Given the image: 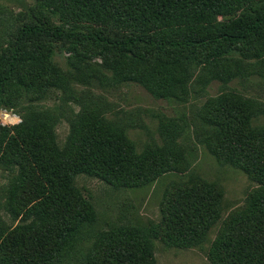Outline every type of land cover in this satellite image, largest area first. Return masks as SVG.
Masks as SVG:
<instances>
[{"label":"rangeland","instance_id":"rangeland-1","mask_svg":"<svg viewBox=\"0 0 264 264\" xmlns=\"http://www.w3.org/2000/svg\"><path fill=\"white\" fill-rule=\"evenodd\" d=\"M46 1L50 6H45ZM46 1L0 0V73L10 60L17 28L28 17L65 29L72 24L81 30L91 26L90 19L71 13L73 9L66 12ZM130 6L105 8L111 26L117 21L125 32L148 30L161 38L173 28L204 38L250 20L264 11V0H229L224 13L210 12L195 25L190 15L181 26L173 18L161 25L133 21L127 16ZM220 51L223 58L214 59ZM135 54L141 57L133 63L117 59L113 52L100 53L88 43L27 45L15 78L0 93V127L41 126L63 152L76 130L91 124L122 136L130 151L156 154L175 165L174 172L148 175L139 187L122 185L99 169L74 174L71 186L80 195L88 219L82 222L83 234L77 242L80 254L68 264H80L101 234L117 228L162 229L167 193L193 184L213 191L215 223L203 241L179 248L150 235L146 246L152 264H211L210 243L246 209L249 195L258 188L246 173L222 162L212 145L216 142L214 148L219 150L223 136L248 133L245 116L250 132L264 128V25L247 44ZM17 175L16 167H7L0 159V234L31 220L28 215L15 217L7 207L8 190Z\"/></svg>","mask_w":264,"mask_h":264},{"label":"trees","instance_id":"trees-1","mask_svg":"<svg viewBox=\"0 0 264 264\" xmlns=\"http://www.w3.org/2000/svg\"><path fill=\"white\" fill-rule=\"evenodd\" d=\"M49 1L52 7L55 5L66 12L73 9L71 13L90 19L91 26L81 30L72 24L65 29L28 17L17 28L10 60L0 73V93L15 78L19 56L27 45L57 41L88 43L100 53L113 52L117 59L134 63L141 57L135 54L137 51L173 53L205 49L214 44H247L258 37L264 25L262 11L231 30L211 37H191L169 28L165 32L168 37L161 38L148 30L125 32L123 23L119 25L117 21L115 27L111 26L105 8L111 4H127L131 5V14L128 12L127 16L133 21L161 25L167 18H173L181 26L190 15L195 25L210 12L224 13L229 0ZM46 5L50 6L49 2L46 1ZM108 18L113 20L112 15ZM221 53L214 59H222ZM248 121L245 116L248 133L223 136L219 150L214 148L216 142L212 145L222 162L246 173L258 188L249 195L246 209L228 221L210 243L207 258L211 264H264V128L250 132ZM225 129L230 130V127ZM0 130V159L7 167H16L19 171L8 190L7 207L15 217L31 216L28 224L0 234V264H68L80 254L77 242L83 234L81 225L88 219V213L85 214L83 201L71 186L74 174L99 169L112 179L124 182L122 185L139 187L148 175L161 176L175 170L172 159L161 161L156 154L130 151L122 136L91 124L78 128L63 152L57 150L41 126L24 123L7 130L0 127ZM219 134L218 131V137ZM211 194L210 187L177 186L166 195L162 229L122 227L101 234L92 251L86 257L82 255L80 264H152L146 246L150 235H157L164 243L179 248L199 245L215 223Z\"/></svg>","mask_w":264,"mask_h":264},{"label":"clouds","instance_id":"clouds-1","mask_svg":"<svg viewBox=\"0 0 264 264\" xmlns=\"http://www.w3.org/2000/svg\"><path fill=\"white\" fill-rule=\"evenodd\" d=\"M18 122V121H17Z\"/></svg>","mask_w":264,"mask_h":264}]
</instances>
